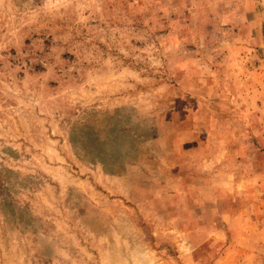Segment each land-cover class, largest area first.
Wrapping results in <instances>:
<instances>
[{
  "label": "rangeland",
  "instance_id": "374dc122",
  "mask_svg": "<svg viewBox=\"0 0 264 264\" xmlns=\"http://www.w3.org/2000/svg\"><path fill=\"white\" fill-rule=\"evenodd\" d=\"M0 264H264V0H0Z\"/></svg>",
  "mask_w": 264,
  "mask_h": 264
}]
</instances>
